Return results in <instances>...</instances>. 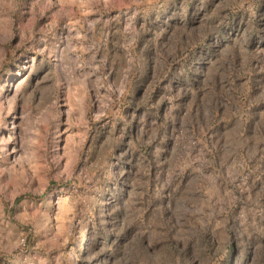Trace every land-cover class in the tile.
I'll return each mask as SVG.
<instances>
[{"label":"rangeland","instance_id":"374dc122","mask_svg":"<svg viewBox=\"0 0 264 264\" xmlns=\"http://www.w3.org/2000/svg\"><path fill=\"white\" fill-rule=\"evenodd\" d=\"M0 264H264V0H0Z\"/></svg>","mask_w":264,"mask_h":264}]
</instances>
